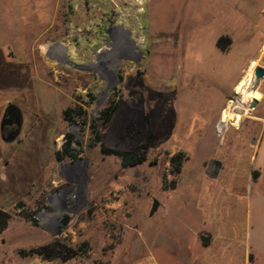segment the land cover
<instances>
[{"label": "rangeland", "instance_id": "rangeland-1", "mask_svg": "<svg viewBox=\"0 0 264 264\" xmlns=\"http://www.w3.org/2000/svg\"><path fill=\"white\" fill-rule=\"evenodd\" d=\"M257 66L264 0H0V123L9 103L23 123L11 142L0 133V208L11 214L0 264H247L246 130L264 116ZM66 134L80 155L59 161ZM147 137L135 167L100 149ZM209 234L225 245L205 250L196 238ZM54 240L88 243L89 259L17 255ZM254 254L250 264H264Z\"/></svg>", "mask_w": 264, "mask_h": 264}, {"label": "trees", "instance_id": "trees-1", "mask_svg": "<svg viewBox=\"0 0 264 264\" xmlns=\"http://www.w3.org/2000/svg\"><path fill=\"white\" fill-rule=\"evenodd\" d=\"M230 40L226 36L220 37L216 44V47L224 51L227 46L229 45ZM116 110V104L110 103L107 105V107L103 110L101 113V126L105 127L110 121L111 118ZM64 119L66 121H73V117L69 115V110H65L63 112ZM79 117L81 114H78ZM93 133L95 135L96 141H100V136L98 132L95 130V125L92 126ZM66 139V145L62 147L61 152H56L57 160L62 159V153L65 154L68 158L75 160L79 157L80 153L74 151L73 149H69L70 142L73 141V136L71 134L65 135ZM78 143V141H76ZM79 144V143H78ZM148 148H150V138L147 137L142 144L139 146L132 148L127 151H121L117 149H111V148H105L103 145L100 147L101 151L105 154H113L120 157L121 167L124 169L135 167L140 164H144L147 161V152ZM184 160V154L182 152H177L173 156L170 157L169 163L171 165V172L174 174H179L182 167V162ZM217 172V171H216ZM216 172L212 174V176H215ZM256 174L252 173V179H256ZM24 219L30 221L33 226H36V221L30 214H24L22 216ZM11 219V214L4 211L2 208H0V235L5 231L8 227L9 221ZM66 224V221H64ZM91 249L89 247V244L84 242L80 246L72 247L69 245L64 244L60 240H54L51 243H48L46 245L37 247V248H29V249H19L17 252V255L20 258H24L26 256H37L43 261H52L59 259L63 262H67L74 258H82V259H89V255ZM90 264H107L102 263L97 260H92Z\"/></svg>", "mask_w": 264, "mask_h": 264}, {"label": "crops", "instance_id": "crops-1", "mask_svg": "<svg viewBox=\"0 0 264 264\" xmlns=\"http://www.w3.org/2000/svg\"><path fill=\"white\" fill-rule=\"evenodd\" d=\"M3 105L4 102L0 97V110ZM259 120L262 123L256 127V130L252 131L250 127L246 130V132H253L255 135L251 136V138L246 136L249 139L246 141L247 145L245 149L249 150V156L246 160V172L243 173L242 177L243 188L244 183L247 185L243 201L246 205V220L250 228L244 258L247 264L251 263L255 255L254 253L264 257V116ZM214 172L216 174L212 176ZM252 173L257 175L255 180L252 179ZM218 174L219 171L214 170L209 174V180L215 181L218 178ZM196 240L205 250L211 249L214 246L225 245L224 238L214 240L211 234L208 236L199 235V239L196 238ZM27 258L38 259V257L33 255L24 257V259Z\"/></svg>", "mask_w": 264, "mask_h": 264}, {"label": "water", "instance_id": "water-1", "mask_svg": "<svg viewBox=\"0 0 264 264\" xmlns=\"http://www.w3.org/2000/svg\"><path fill=\"white\" fill-rule=\"evenodd\" d=\"M254 77H255V87H254V89H255L258 86L259 81L264 77V69L259 67V66L255 67L254 68ZM257 104H258V101L256 99H254L252 101V103L250 104V110L255 108ZM7 115H13V121H14L17 129L15 132L12 131L9 134L4 135L2 133L4 125L9 123L6 120ZM21 124H23V123H22L21 112L19 111V109L17 107H15L14 104H10V103L7 104V106L4 110L3 118H2L1 123H0V133H1L2 140H4L5 142H11V141L15 140L19 135ZM157 207H158L157 203L154 202L152 209H151V213H149V214L152 215L153 213H155L157 210Z\"/></svg>", "mask_w": 264, "mask_h": 264}, {"label": "flooded vegetation", "instance_id": "flooded-vegetation-1", "mask_svg": "<svg viewBox=\"0 0 264 264\" xmlns=\"http://www.w3.org/2000/svg\"><path fill=\"white\" fill-rule=\"evenodd\" d=\"M2 118H3V117H2ZM6 120H7V122H9V123H7V124L4 125V128H3V130H2V133H3L4 135H7V134H9V133L12 132V131L15 132L16 129H17V127L15 126V123H14V121H13V115H7Z\"/></svg>", "mask_w": 264, "mask_h": 264}, {"label": "bare ground", "instance_id": "bare-ground-1", "mask_svg": "<svg viewBox=\"0 0 264 264\" xmlns=\"http://www.w3.org/2000/svg\"><path fill=\"white\" fill-rule=\"evenodd\" d=\"M245 110H247V111L250 110V105L249 104L246 105Z\"/></svg>", "mask_w": 264, "mask_h": 264}]
</instances>
